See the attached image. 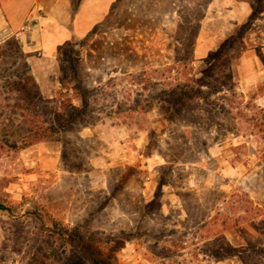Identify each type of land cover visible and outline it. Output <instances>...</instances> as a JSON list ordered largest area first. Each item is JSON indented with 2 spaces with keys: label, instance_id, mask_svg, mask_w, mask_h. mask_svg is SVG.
<instances>
[{
  "label": "rangeland",
  "instance_id": "374dc122",
  "mask_svg": "<svg viewBox=\"0 0 264 264\" xmlns=\"http://www.w3.org/2000/svg\"><path fill=\"white\" fill-rule=\"evenodd\" d=\"M0 203V264H91L52 220L109 264H264V0H113L53 56L1 43Z\"/></svg>",
  "mask_w": 264,
  "mask_h": 264
},
{
  "label": "crops",
  "instance_id": "0c3cea01",
  "mask_svg": "<svg viewBox=\"0 0 264 264\" xmlns=\"http://www.w3.org/2000/svg\"><path fill=\"white\" fill-rule=\"evenodd\" d=\"M112 1L0 0V44L15 38L22 51L40 50L46 57L53 56L60 44L83 36L105 15ZM250 13L246 4V17ZM24 36L29 37V43H24Z\"/></svg>",
  "mask_w": 264,
  "mask_h": 264
},
{
  "label": "trees",
  "instance_id": "16d2710c",
  "mask_svg": "<svg viewBox=\"0 0 264 264\" xmlns=\"http://www.w3.org/2000/svg\"><path fill=\"white\" fill-rule=\"evenodd\" d=\"M15 42H17L16 39ZM27 83L30 84V87L32 89L36 87L34 78L27 77L26 83L22 82L21 80L16 82V90L23 91L24 89H28L29 86L27 85ZM51 222V231L58 234L60 237L66 238L69 243L74 245V247H76L80 251V254L84 258L90 260L91 264H109L105 259L101 257V253L99 250L92 248L90 244L84 243V240L82 239L80 234L76 233L75 228L70 230L66 227L59 226L58 222H56L55 220H52Z\"/></svg>",
  "mask_w": 264,
  "mask_h": 264
},
{
  "label": "water",
  "instance_id": "95a60500",
  "mask_svg": "<svg viewBox=\"0 0 264 264\" xmlns=\"http://www.w3.org/2000/svg\"><path fill=\"white\" fill-rule=\"evenodd\" d=\"M2 208V204L0 203V209Z\"/></svg>",
  "mask_w": 264,
  "mask_h": 264
},
{
  "label": "flooded vegetation",
  "instance_id": "af4514ba",
  "mask_svg": "<svg viewBox=\"0 0 264 264\" xmlns=\"http://www.w3.org/2000/svg\"><path fill=\"white\" fill-rule=\"evenodd\" d=\"M3 207V206H2Z\"/></svg>",
  "mask_w": 264,
  "mask_h": 264
}]
</instances>
